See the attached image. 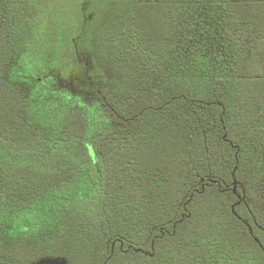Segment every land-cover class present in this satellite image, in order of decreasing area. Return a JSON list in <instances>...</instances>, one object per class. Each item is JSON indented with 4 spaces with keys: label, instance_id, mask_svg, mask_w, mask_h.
<instances>
[{
    "label": "trees",
    "instance_id": "1",
    "mask_svg": "<svg viewBox=\"0 0 264 264\" xmlns=\"http://www.w3.org/2000/svg\"><path fill=\"white\" fill-rule=\"evenodd\" d=\"M264 264V0H0V264Z\"/></svg>",
    "mask_w": 264,
    "mask_h": 264
},
{
    "label": "rangeland",
    "instance_id": "2",
    "mask_svg": "<svg viewBox=\"0 0 264 264\" xmlns=\"http://www.w3.org/2000/svg\"><path fill=\"white\" fill-rule=\"evenodd\" d=\"M62 264V263H61Z\"/></svg>",
    "mask_w": 264,
    "mask_h": 264
}]
</instances>
